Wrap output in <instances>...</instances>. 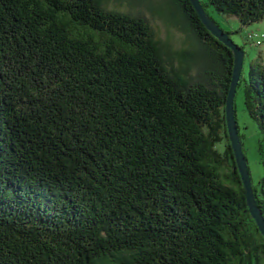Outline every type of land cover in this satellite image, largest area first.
I'll return each mask as SVG.
<instances>
[{
    "label": "trees",
    "instance_id": "1",
    "mask_svg": "<svg viewBox=\"0 0 264 264\" xmlns=\"http://www.w3.org/2000/svg\"><path fill=\"white\" fill-rule=\"evenodd\" d=\"M167 1L191 48L111 0H0V264H264L225 118L232 51ZM202 3L264 20V0ZM244 105L264 132L262 60Z\"/></svg>",
    "mask_w": 264,
    "mask_h": 264
},
{
    "label": "rangeland",
    "instance_id": "2",
    "mask_svg": "<svg viewBox=\"0 0 264 264\" xmlns=\"http://www.w3.org/2000/svg\"><path fill=\"white\" fill-rule=\"evenodd\" d=\"M111 6L120 10L136 9L146 15L158 30V37L165 44L174 48L192 47V39L182 24L179 16L174 15L175 7L167 0H111ZM206 2L207 0H201ZM207 12L226 32L230 33L233 40L244 47L245 60L243 72L238 84L235 96L236 118L239 134L243 144L245 155L251 171L254 186H258L263 175V167L260 162V147L264 149V132L259 128L257 121L249 115L244 105V91L250 80L251 63L255 59L264 62V42L254 45L247 36L251 34H264V20L253 22L244 26L240 20L233 15L219 13L212 5L206 6ZM264 36V35H263ZM256 37V36H255ZM264 41V38H263ZM170 44H169V43Z\"/></svg>",
    "mask_w": 264,
    "mask_h": 264
},
{
    "label": "water",
    "instance_id": "3",
    "mask_svg": "<svg viewBox=\"0 0 264 264\" xmlns=\"http://www.w3.org/2000/svg\"><path fill=\"white\" fill-rule=\"evenodd\" d=\"M195 11L197 12L203 25L224 45H226L233 54L234 65L232 71V78L230 83V89L228 92L226 106H225V118L227 124V130L231 147L236 159L237 168L241 176V180L245 189L247 205L250 213L257 223V226L264 236V215L258 205L256 194L251 177V171L248 164V159L245 155L241 136L239 134V127L236 118L235 109V96L238 88L239 81L243 72L245 51L242 47L236 43L228 32H226L218 23L210 16L204 7L201 0H190Z\"/></svg>",
    "mask_w": 264,
    "mask_h": 264
}]
</instances>
